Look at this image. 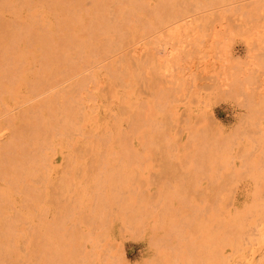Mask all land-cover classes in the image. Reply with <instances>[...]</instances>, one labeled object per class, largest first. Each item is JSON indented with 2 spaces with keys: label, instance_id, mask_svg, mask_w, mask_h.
<instances>
[{
  "label": "rangeland",
  "instance_id": "obj_1",
  "mask_svg": "<svg viewBox=\"0 0 264 264\" xmlns=\"http://www.w3.org/2000/svg\"><path fill=\"white\" fill-rule=\"evenodd\" d=\"M53 1L0 0V261L264 264V0Z\"/></svg>",
  "mask_w": 264,
  "mask_h": 264
},
{
  "label": "bare ground",
  "instance_id": "obj_2",
  "mask_svg": "<svg viewBox=\"0 0 264 264\" xmlns=\"http://www.w3.org/2000/svg\"><path fill=\"white\" fill-rule=\"evenodd\" d=\"M23 1L25 2L26 0H23ZM57 1H58V0H57ZM57 1L55 0V1H53V2L56 3ZM60 1H61V0H60ZM66 1H67V0H66ZM66 1H64V2H66ZM94 1H95V0H94ZM105 1H106V0H105ZM118 1H119V0H118ZM118 1H116V2H118ZM130 1H132V0H129V2H130ZM135 1H136V0H135ZM137 1H138V0H137ZM161 1H162V3H163V0H161ZM171 1H172V0H171ZM175 1H176V0H175ZM175 1H174V2H175ZM180 1H181V0H180ZM210 1H211V0H210ZM212 1H213V0H212ZM214 1H215V0H214ZM27 2H28V1H27ZM79 2H80V1H79ZM96 2H97V0H96ZM107 2H108V3L110 2V4H112L111 0H110V1L107 0ZM121 2H122V1H121ZM165 2H168V0L165 1ZM165 2H164V3H165ZM169 2H170V1H169ZM169 2H168V3H169ZM182 2H183V1H182ZM219 2H220V1H219ZM21 3H22V1H21ZM59 3H60V2H59ZM61 3H63V2L61 1ZM61 3H60V4H61ZM101 3H102V2H101ZM123 3H124V2H123ZM125 3H127V2H125ZM164 3H163V4H164ZM170 3H172V2H170ZM203 3H204V2H203ZM210 3H211V2H210ZM77 4H78V3H77ZM81 4H82V2H81ZM81 4H80V5H81ZM114 4H116V3H114ZM121 4H122V3H121ZM127 4H129V3H127ZM130 4L133 5L131 2H130ZM130 4H129V5H130ZM135 4H136V3H135ZM22 5H23V3H22ZM55 5H56V4H55ZM58 5H59V4H58ZM103 5H104V3H103ZM117 5H118V8H119V7L122 8V6H123V8L126 7V6H124L125 4H123L122 6H120L119 3H118ZM166 5H167V4H166ZM168 5H169V4H168ZM172 5H173V4H172ZM52 6H53V5H52ZM60 6H65V4H64V5H60ZM60 6H58V7H60ZM74 6H75V4H74ZM74 6H73V7H74ZM106 6L109 7L108 4H106ZM134 6H135V5H134ZM137 6H138V5H137ZM21 7H22V6H21ZM67 7H68V6H67ZM75 7H76V6H75ZM75 7H74V9H75ZM92 7H93V6H92ZM102 7H103V6H102ZM104 7H105V6H104ZM104 7H103V8H104ZM108 7H105V9H106V8L108 9ZM110 7H111V6H110ZM110 7H109V8H110ZM132 7H133V6H132ZM139 7H140V5H139ZM46 8H47V6H46ZM65 8H66V7H65ZM77 8H79V7H77ZM77 8H76V9H77ZM80 8H82V7H80ZM96 8H97V7H96ZM99 8H100V6H99ZM99 8H97V9H99ZM116 8H117V6H116ZM118 8H117V9H118ZM136 8H137V7H136ZM59 9H60V8H59ZM70 9H72V8H70ZM74 9H73V10H74ZM97 9H96V10H97ZM105 9H104V10H105ZM107 9H106V10H107ZM113 9H115V8H113ZM125 9H126V8H125ZM176 9H177V8H176ZM47 10H48V8H47ZM73 10H72V11H73ZM77 10H78V9H77ZM77 10H76V11H77ZM143 10H144V9H143ZM171 10L173 11L172 8H171ZM66 11H67V8H66ZM72 11H71V12L69 11V12L72 13ZM78 11H79V10H78ZM78 11H77V12H78ZM93 11H94V10H93ZM101 11H102V10H101ZM101 11H100V14H101ZM107 11H109V10H107ZM111 11H112V10H111ZM111 11H110L109 13H111ZM179 11H180V10H179ZM64 12H65V11H64ZM80 12H81V11H80ZM85 12H86V11H85ZM94 12H97V11H94ZM105 12H106V11H105ZM123 12H124V11H123ZM135 12H137V11H135ZM14 13H15V12H14ZM46 13H47V12H46ZM61 13H62V12H61ZM61 13H60V14H61ZM98 13H99V11H98ZM109 13L106 12V14H109ZM115 13H118V12L115 11ZM119 13H120V12H119ZM126 13H127V12H126ZM166 13H167V12H166ZM65 14H66L65 17H67V13H66V12H65ZM65 14H64V15H65ZM76 14H77V13H76ZM102 14H105L104 11H103ZM112 14H114V13L112 12ZM122 14H123V13H122ZM136 14H137V13H136ZM175 14H176V12H175ZM16 15H17V13H15V17H16ZM47 15H48V13H47ZM62 15H63V13H62ZM68 15H69V13H68ZM86 15H87V14H86ZM96 15H97V14H96ZM118 15H119V14H116V16H118ZM127 15H128V14H126V17H128ZM166 15H167V14H166ZM176 15L178 16V14H176ZM78 16H79V15H78ZM90 16H91V15H90ZM94 16H95V14H94ZM97 16H98V15H97ZM100 16L102 17V15H100ZM100 16H98V17H100ZM106 16H107V15H106ZM106 16H105V17H106ZM110 16L112 17V15H110ZM113 16L115 17V15H113ZM164 16H165V15H164ZM59 17L61 18V16H59ZM69 17L71 18V17H75V16L73 15V16H69ZM105 17H104V18H105ZM118 17H119V16H118ZM167 17H169V16L167 15ZM70 18H68V20H69ZM83 18H84V17H83ZM89 18H90V17H89ZM155 18H156V17H155ZM171 18H173V16H172ZM28 19H30V18H28ZM35 19H36V18H35ZM62 19H64L63 16H62ZM62 19H61V20H62ZM85 19H86V18H85ZM87 19H88V18H87ZM108 19H109V17H108ZM108 19H107V21H108ZM111 19H113V17H112ZM116 19H117V18H116ZM164 19H165V18H164ZM38 20H40V18H39ZM45 20H46V19H45ZM58 20H59V19H58ZM73 20H74V19H73ZM76 20H77V18H76ZM90 20H91V19H90ZM96 20H97V19H96ZM105 20H106V19H105ZM113 20L117 22V21L119 20V18H118V20H115V18H114ZM127 20H128V18H127ZM154 20H155V19H154ZM166 20H168V19H166ZM28 21H30V20H28ZM40 21H41V20H40ZM55 21H57V20H55ZM55 21H54V22H55ZM64 21H65V20H63V22H64ZM66 21H67V20H66ZM74 21H75V20H74ZM7 22H8V21H7ZM24 22H25V21H24ZM32 22H33V21H32ZM44 22H45V21H44ZM46 22H47V21H46ZM59 22H61V21H59ZM63 22H62L61 24L59 23L58 25H62V26H63ZM78 22H79V21H78ZM82 22H83V21H82ZM87 22H89V21H87ZM93 22H94V21H93ZM111 22H113V21H111ZM121 22H124V19H123V21H121ZM121 22H119V23H121ZM128 22H129V21H128ZM164 22H165V21H164ZM4 23H5V22H4ZM4 23H2V24H4ZM55 23H56V22H55ZM65 23H66V22H65ZM65 23H64V26H66ZM67 23H68V21H67ZM76 23H77V21H76ZM114 23H115V22H114ZM125 23L128 24L127 22H125ZM0 24H1V22H0ZM2 24H1V25H2ZM5 24H6V23H5ZM9 24H10V23H9ZM34 24H35V22H34ZM43 24H44V23H43ZM46 24H48V23H46ZM73 24H74V23H73ZM86 24H87V23H86ZM96 24H97V23H96ZM100 24H101V22H100ZM102 24H103V23H102ZM104 24H105V23H104ZM108 24L111 25V23H107V25H108ZM112 24H113V23H112ZM116 24H118V23H116ZM116 24H115V25H116ZM6 25H7V24H6ZM6 25H4V26H6ZM12 25H13V24H12ZM27 25H28V24H27ZM80 25H81V24H80ZM115 25L113 24L112 26H115ZM123 25H124V23H123ZM123 25H122V26H123ZM2 26H3V25H2ZM2 26H1V27H2ZM7 26H8V25H7ZM22 26H24V25H22ZM99 26H100V25H99ZM103 26H104V25H103ZM103 26H102V27H103ZM122 26H120V27H122ZM124 26H125V25H124ZM126 26H127V25H126ZM14 27H15V26H14ZM17 27H18V26H17ZM32 27H33V25H32ZM37 27H39V26L37 25ZM37 27H36V28H37ZM43 27H45V25H44ZM57 27H58V26H57ZM117 27H118V25H117ZM4 28H5V27H4ZM6 28H7V27H6ZM6 28H5V29H6ZM10 28H11V27H10ZM26 28L28 29L27 26H26ZM33 28H34V27H33ZM46 28H47V27H46ZM63 28H64V27H63ZM89 28H90V27H89ZM100 28H101V27H100ZM100 28H99V29H100ZM104 28H105V27H104ZM123 28H128V26H127V27H123ZM5 29H0V30H5ZM8 29H9V28H8ZM8 29H7V30H8ZM12 29H13V28H12ZM20 29H21V28L19 27L18 30H20ZM55 29H56V27H55ZM57 29H58V28H57ZM79 29H80V28H79ZM21 30H23V29H21ZM40 30H41V29H40ZM42 30H43V29H42ZM44 30H45V29H44ZM44 30H43V31H44ZM53 30H54V29H53ZM65 30H66V29H65ZM114 30H116V28H115ZM119 30H120V29H119ZM27 31H28V30H27ZM33 31H34V29H33ZM48 31H49V30H48ZM59 31H60V29H59ZM66 31H67V30H66ZM79 31H80V30H79ZM104 31H105V30H104ZM104 31H103V32H104ZM110 31H111V30H110ZM129 31H130V30H129ZM8 32H9V31H8ZM34 32H36V31H34ZM52 32H53V31H52ZM72 32H73V31H72ZM106 32H108V31H106ZM115 32H117V35H120V33H118L117 30H116ZM120 32H121V31H120ZM30 33H32V31H30ZM42 33H43V32H41L40 34H42ZM45 33H46V32H45ZM49 33H50V32H49ZM73 33H74V32H73ZM87 33H89V32H87ZM93 33H94V32H93ZM108 33H110V32H108ZM123 33H124V32H123ZM1 34H2V32H1ZM3 34H6V33H3ZM7 34H8V33H7ZM7 34H6V35H7ZM12 34H13V33H12ZM36 34H37V33H36ZM38 34H39V33H38ZM50 34H51V33H50ZM55 34H56V31H55ZM57 34H61V33L58 32ZM68 34H69V33H68ZM68 34H67V35H68ZM52 35H53V34H52ZM78 35H79V34H78ZM115 35H116V34H115ZM122 35H123V34H122ZM122 35H121V36H122ZM9 36H11V38H13V37H12L13 35H9ZM34 36H35V34H34ZM34 36H33V37H34ZM37 36H38V35H37ZM44 36H45V35H44ZM57 36H58V35H56V37H57ZM68 36H69V35H68ZM76 36H77V35H76ZM95 36H96V35H95ZM107 36H108V35H107ZM111 36H113V35H111ZM24 37H25V36H24ZM49 37H50V35H49ZM54 37H55V36H54ZM92 37H93V35H92ZM115 37H116V36H115ZM119 37H120V36H119ZM18 38H19V35H18ZM36 38H38V37H36ZM39 38H40V36H39ZM45 38H46V36H45ZM47 38H48V37H47ZM51 38H52V37H51ZM58 38H59V37H58ZM113 38H114V36H113ZM7 39H8V38H7ZM26 39H27V38H26ZM49 39H50V38H49ZM77 39H79V38H77ZM81 39H82V38H81ZM118 39H119V38H118ZM10 40H11V39H9V41H10ZM43 40H44V39H42L41 42H43ZM67 40H68V39H67ZM91 40H92V38H91ZM102 40H103V39H102ZM110 40H111V39H110ZM119 40H120V39H119ZM0 41L2 42V40H0ZM7 41H8V40H7ZM12 41H13V40H12ZM12 41H10L9 44H10ZM17 41H18V40H17ZM23 41H24V40H23ZM34 41H36V39H35ZM34 41H33V42H34ZM37 41H38V39H37ZM46 41L48 42V40H46ZM49 41H50V40H49ZM65 41H66V40H65ZM73 41H74V40H73ZM78 41H79V40H78ZM81 41H83V40H81ZM93 41H94V40H93ZM114 41H115V40H114ZM18 42H19V41H18ZM25 42H26V41H25ZM47 42H46V43H47ZM57 42H58V40H57ZM66 42H67V41H66ZM87 42H88V41H87ZM89 42H90V41H89ZM104 42H105V41H104ZM106 42H107V41H106ZM116 42H117V41H116ZM116 42H115V43H116ZM118 42H119V41H118ZM124 42H125V41H124ZM35 43H37V42H35ZM35 43H34V44H35ZM63 43H64V42H63ZM82 43H83V42H82ZM85 43H86V42H85ZM0 44H1V43H0ZM5 44H7V43H5ZM9 44L6 45V46H9ZM11 44H12V43H11ZM25 44H27V43H25ZM47 44H48V43H47ZM67 44H68V43H67ZM97 44H98V43H97ZM103 44H104V43H103ZM124 44H125V43H124ZM124 44H123V45H124ZM1 45H2V44H1ZM49 45H51V43H50ZM52 45H53V44H52ZM63 45H64V44H63ZM65 45H66V43H65ZM70 45H72V43H70ZM74 45H75V44H74ZM77 45H78V44H77V42H76V45H75V46H77ZM106 45H107V43H106ZM110 45H111V44H110ZM27 46H28V45H27ZM27 46H24V47L26 48ZM30 46H31V45H30ZM32 46H33V45H32ZM32 46H31V47H32ZM41 46H42V45H41ZM41 46H39V47H41ZM54 46H55V45H54ZM67 46H68V45H67ZM72 46H73V45H72ZM75 46H74V48H75ZM85 46H86V45H85ZM89 46H90V45H89ZM124 46H125V45H124ZM3 47L6 49L5 46H2V47L0 46V48H3ZM11 47H12V45H11ZM39 47H38V48H39ZM44 47H45V46H44ZM64 47H65V46H64ZM69 47H70V46H69ZM104 47H105V46H104ZM106 47H107V46H106ZM21 48H22V47H21ZM46 48H47V47H46ZM48 48H49V47H48ZM62 48H63V47H62ZM88 48H89V47H88ZM90 48H91V47H90ZM7 49H8V48H7ZM13 49H14V48H13ZM33 49H34V48H33ZM53 49H54V47H53ZM53 49H51V50H53ZM75 49H76V48H75ZM75 49H74V50H75ZM78 49H79V48H78ZM103 49H104V48H103ZM116 49H117V48H116ZM9 50H11V49H9ZM9 50H7V51H9ZM39 50H40V49H39ZM55 50H56V49H55ZM63 50H64V49H63ZM69 50H70V49H69ZM71 50H72V49H71ZM81 50H82V49H81ZM93 50H94V49H92V51H93ZM106 50H107V49H106ZM4 51H6V50H4ZM7 51H6V53H8ZM16 51H17V50H16ZM20 51H21V50H20ZM25 51H26V50H25ZM36 51H37V50H36ZM49 51H50V50H49ZM53 51H54V50H53ZM77 51H79V50H76V52H77ZM89 51H90V50H89ZM101 51H102V49H101ZM14 52H15V51H14ZM27 52H28V51H27ZM51 52H52V51H51ZM61 52H63V51L61 50ZM65 52H66V50H65ZM104 52H105V50H104ZM3 53H4V52H3ZM3 53H2V54H3ZM44 53H45V52H44ZM63 53H64V52H63ZM63 53H62V54H63ZM88 53H91V51L88 52ZM15 54H19V52H15ZM20 54H22V51H21ZM27 54H28V53H27ZM31 54H32V53H31ZM41 54H42V52L40 53V55H41ZM65 54H66V53H65ZM82 54H83V53H82ZM93 54H95V53H93ZM100 54H101V53H100ZM8 55H9V54H8ZM10 55H11V54H10ZM10 55H9V56H10ZM12 55H14V54H12ZM25 55H26V54H25ZM47 55H48V54H47ZM52 55H53V53H52ZM88 55H89V54H88ZM90 55H92V54H90ZM4 56H5V55H4ZM6 56H7V55H6ZM16 56H17V58L19 57L18 55H16ZM20 56H21V55H20ZM33 56H34V55H33ZM79 56H80V55H78V58L81 57V56H80V57H79ZM97 56H98V55H97ZM23 57H24V56H23ZM25 57H26V56H25ZM41 57H42V56H41ZM92 57H93V56H91V58H92ZM67 58H68V57H67ZM84 58H85V57H84ZM7 59H8V58H7ZM36 60L38 61L39 58H37ZM60 60H61V59H60ZM81 60H82V59H81ZM33 61H34V60H33ZM33 61H32V62H33ZM75 61H76V60H75ZM77 61H78V60H77ZM77 61H76V62H77ZM79 61H80V60H79ZM89 61H90V60H89ZM48 62H49V61H48ZM61 62H62V61H61ZM45 63H46V62H45ZM77 63H78V62H77ZM77 63H75V65H76ZM2 64H3V63H2ZM7 64H8V63H7ZM42 64H43V63H42ZM42 64H41V65H42ZM78 64H79V63H78ZM10 65H12V64H10ZM10 65H7V66H9L8 68H10V69H7V70H9V71L11 70ZM32 65H33V64H32ZM43 65H44V64H43ZM48 65H49V64L47 63V66H48ZM82 65H83V64H82ZM1 66H2V65H1ZM55 66H56V65H55ZM43 67H45V66H43ZM43 67H42V68H43ZM73 67H74V66H73ZM77 67H78V65H77ZM77 67L75 66L74 68H77ZM85 67H86V66H85ZM54 68H55V67H54ZM80 68H81V67H80ZM82 68H83V67H82ZM30 69H31V68H30ZM45 69H46V68H45ZM12 70H13V68H12ZM12 70H11V71H12ZM41 70H42V72H43L44 69H41ZM65 70H66V69H65ZM11 71H10V72H11ZM49 71H51V70H49ZM49 71H47L46 73H49ZM59 71H60V70H59ZM81 71H82V70H81ZM14 72H15V71H14ZM23 72H24V71H23ZM29 72H30V71H29ZM35 72H36V71H35ZM46 73H45V74H46ZM54 73H55V72H54ZM113 73H114V72H113ZM0 74H1V72H0ZM41 74H43V73H41ZM114 74H115V73H114ZM114 74H113V75H114ZM9 75H10V74H9ZM12 75H13V74H12ZM32 75H34V73H33ZM47 75H49V74H47ZM47 75H46V77H47ZM55 75H58V74H55ZM59 75H60V74H59ZM37 76H38V75H37ZM43 76H44V75H43ZM50 76H51V74H50ZM114 76H115V75H114ZM35 77H36V76H34V80L36 81V83H41L40 85H35L33 82H30V81H27V82H30L29 84H32V83H33V85H35L36 87H37V86H40V87H38V89L31 85V86L35 89V90H33V88H32L31 86L26 85L27 87H29V88L32 89V91H30L31 89L29 90V94L31 93L32 96L34 95L33 93H34L35 91H36V92H35V95H36V93L39 94V93L41 92V90H42V88H43V86H44L45 84H46V86L51 85V84L49 83V80H51V79H47V80L45 79V81H44V80H40V81H41V82H40V81H37ZM38 77H39V76H38ZM115 77H116V76H115ZM115 77L113 78V80L115 79ZM117 77H118V76H117ZM41 78H42V77H41ZM48 78H49V77H48ZM39 79H40V78H39ZM52 79H53V78H52ZM124 79H125V78H124ZM171 79H173V78H171ZM17 80H18V79H17ZM17 80H16V81H17ZM30 80H31V79H30ZM34 80H33V77H32V81H34ZM117 80H118V78H117ZM117 80L115 79V81H117ZM119 80H120V79H119ZM119 80H118V81H119ZM122 80H123V79H122ZM175 80H176V79H175ZM13 81H14V80H13ZM25 81H26V80H25ZM35 81H34V82H35ZM42 81H44L43 84H42ZM53 81H55V79H54ZM115 81H114V82H115ZM9 82H10V81H9ZM9 82H8V83H9ZM111 82H112V81H111ZM8 83H7V84H8ZM11 83H13V82H11ZM11 83H10V84H11ZM15 83H16V82H15ZM10 84H9V85H10ZM75 84H76V83H75ZM119 84H120V83H119ZM1 85H2V84H1ZM14 85H15V84H14ZM41 85H42V86H41ZM10 86H11V85H10ZM7 87H8V86H6V89L8 90L9 88H7ZM11 87H12V86H11ZM25 88H26V87H25ZM26 89L28 90V88H26ZM36 89H37V90H36ZM2 90H3V89H2ZM9 91H10V90H9ZM11 91H12V90H11ZM33 91H34V92H33ZM24 93H27V92H24ZM29 94H26V95H25L26 97H24V98L22 99L24 102H26V100H30V97H31V96H30ZM18 95H19V94H18ZM9 96H10V95H9ZM15 97H16V96H15ZM17 98H19V97H17ZM14 100H15V99H14ZM43 100H45V99H43ZM45 102H46V101H44V103H45ZM22 103H23V102H22ZM22 103H21V104H22ZM51 103H52V101H51ZM51 103H50V104H51ZM40 104H41V103H40ZM42 104H43V101H42ZM47 104H48V103H47ZM53 104H54V103H53ZM15 105H16V104H15ZM43 105H44V104H43ZM45 105H46V104H45ZM51 105H52V104H51ZM38 106H39V105H37L36 107H38ZM36 107H35V108H36ZM24 108H25V107H24ZM32 109H33V107H32ZM32 109H31V110H32ZM43 109H44V108H43ZM43 109H42V110H43ZM47 109H48V108H47ZM61 110H62V114L65 113V114H63V116H67V114H69V113H68V111H69L68 109H67V112H66V109H65V110H64V109H61ZM22 111H23V109H22ZM24 111H25V110H24ZM24 111H23V112H24ZM40 111H41V110H40ZM7 112H9V111H7ZM26 112H27V111H26ZM35 112H37V111H35ZM38 112H39V111H38ZM71 112H72V111H70V113H71ZM16 113H17V112H16ZM47 113H48V112H47ZM39 114H40V113H39ZM28 115H29V114H28ZM40 115H41V114H40ZM72 115H73V112H72V114L70 115V117H72ZM11 116H12V114H11ZM37 116H38V115H37ZM47 116H48V115H47ZM61 116H62V115H61ZM68 116H69V115H68ZM41 117H42V116H41ZM8 118H10V117H8ZM24 118H25V117H24ZM28 118H29V117H28ZM34 118H35V117H34ZM44 118H45V117H44ZM25 119H26V118H25ZM30 119H31V117H30ZM36 119H37V118H36ZM62 119H65V118H62ZM69 119L72 120V118H69ZM73 119H74V118H73ZM26 120H27V119H26ZM26 120H25V121H26ZM28 120H29V119H28ZM33 120H34V119H33ZM66 120H67V119H66ZM66 120H63V122L66 121ZM12 121H13V120H12ZM38 121H39V118H38ZM46 121H47V120H46ZM29 122H30V121H29ZM29 122H28V123H29ZM39 122H40V121H39ZM67 122L69 123V121H66L64 124H63V123H62V124L66 126V123H67ZM70 122H73V120L70 121ZM23 123H24V122H23ZM42 123H43V120H42L41 124H42ZM45 123H46V122H45ZM45 123L43 124V126L45 125ZM60 123H61V122H60ZM68 123H67V125H68ZM51 124H52V123H51ZM53 124H54V123H53ZM70 124H71V123H70ZM39 125H40V124H39ZM47 125H48V124H47ZM47 125H46V126H47ZM59 125H60V124H59ZM13 126H14V125H13ZM22 126H23V124H22ZM27 126H28V125H27ZM33 126H34V124H33ZM37 126H38V125H37ZM43 126H42V127H43ZM53 126H54V125H53ZM11 127H12V126H11ZM18 127H19V126H17V128H18ZM39 127H40V126H39ZM49 127H50V126H49ZM67 127H68V126H67ZM21 128H22V127H21ZM30 128H31V127H30ZM43 128H44V127H43ZM45 128H47L46 130L49 131L48 127H45ZM54 128H55V127H54ZM56 128H57V127H56ZM10 129H11V128H10ZM12 129H13V128H12ZM12 129H11V130H12ZM28 129H29V128H28ZM39 129H40V128H39ZM14 130H15V129H14ZM19 130H20V129H19ZM24 130H25V129H24ZM46 130H44V131H46ZM34 131L36 132V130H34ZM38 131H40V130H38ZM41 131H42V130H41ZM15 132H16V131H15ZM22 132H23V130H22ZM22 132H21V135H22ZM30 132H32V131H30ZM18 133H19V132H18ZM18 133H17V134H18ZM26 133H27V131H26ZM14 134H15V133H14ZM31 134H32V133H31ZM34 134H35V133H34ZM36 134H37V133H36ZM39 134H42V132H41V133L39 132ZM51 134H52V133H51ZM21 135H20V136H21ZM32 135H33V134H32ZM46 135L49 136L48 133H47ZM118 135H119V133H118ZM10 136H11V135H10ZM13 136H14V135H13ZM20 136H19V137H20ZM26 136H27V134H26ZM28 136H29V135H28ZM30 136H31V135H30ZM37 136H39V135H37ZM48 136H46V137H48ZM120 136H121V135H120ZM39 137H43V136L41 135V136H39ZM50 137H51V135H50ZM14 138H15V137H14ZM20 138H21V137H20ZM26 138H27V137H26ZM33 138H34V137H33ZM115 138H116V137H115ZM39 139H40V138H39ZM41 139H42V138H41ZM43 139H44V138H43ZM43 139H42V140H43ZM16 140H17V139H16ZM19 140H21V139H19ZM36 140H37V139H36ZM42 140H40V141H42ZM40 141H39V142H40ZM121 141H124V140L122 139ZM11 142H14V141H11ZM9 143H10V142H9ZM15 143H16V142H15ZM15 143H14V144H15ZM18 143H19V142H18ZM18 143H17V144H18ZM33 143H36V142L34 141ZM33 143H32V144H33ZM118 143H119V142H118ZM17 144H16V145H17ZM9 145H10V144H9ZM12 145H13V144H11V146H12ZM18 145H19V144H18ZM21 145H22V144H21ZM24 145H25V144H24ZM29 145H30V144H29ZM34 145H35V144H34ZM34 145H33V147H34ZM37 145H39V143H38ZM37 145H35V146L38 147ZM41 145H42V144H41ZM117 145H119V144H117ZM122 145H123V144H122ZM22 147H23V146H22ZM27 147H28V146H27ZM31 147H32V146H31ZM119 147H120V146H119ZM121 147H122V146H121ZM121 147H120V148H121ZM13 148H14V147H13ZM20 148H21V146H20ZM25 148H26V147H25ZM25 148H24V149H25ZM7 149H8V148H7ZM9 149H10V148H9ZM21 149H22V148H21ZM30 149H31V148H30ZM36 149H37V148H36ZM13 150H15V149H13ZM22 150H23V149H22ZM201 150H202V149H201ZM1 151H2V150H0V152H1ZM3 152H4V151H3ZM127 152H128V151H127ZM14 153H15V152H14ZM18 153H19V152H18ZM24 153H26V149H25ZM202 153H203V152H202ZM216 153H217V152H216ZM0 154H2V153H0ZM4 154H5V153H4ZM19 154H20V153H19ZM26 154H28V153H26ZM2 155H3V154H2ZM2 155H1V156H2ZM126 155H127V154H126ZM127 156H128V155H127ZM73 157H74V156H73ZM120 157H121V156H120ZM128 157H129V156H128ZM131 157H132V156H131ZM131 157H130V158H131ZM1 158H3V157H1ZM19 158H20V157H19ZM31 158H32V157H31ZM117 158H118V157H117ZM26 159H27V158H26ZM26 159H25V161H26ZM20 160H21V159H20ZM4 161H5V159H4ZM15 161H16V160H15ZM12 162H13V160H12ZM18 162H19V161H18ZM34 162H35V161H34ZM71 162H72V161H71ZM30 163H31V162H30ZM3 164H4V163H3ZM6 164H8V163H6ZM12 164H13V163H12ZM21 164L23 165V163H21ZM25 164H26V162H25ZM13 166H14V165H13ZM18 166H19V165H18ZM19 167H20V166H19ZM27 167H28V165H27ZM21 168H22V167H21ZM32 169H33V168H32ZM32 169H30V170H32ZM28 170H29V168H28ZM28 170H26V171H28ZM34 170H35V169H34ZM15 172H16V171H15ZM18 172H19V171H18ZM30 172H31V171H30ZM16 173H17V172H16ZM28 173H29V172H28ZM0 174H1V173H0ZM14 176H15V175H14ZM30 177H31V176H30ZM97 180H98V179H97ZM116 181H117V180H116ZM11 182H12V181H11ZM96 183H97V182H96ZM102 183H103V181H102ZM8 184H9V183H8ZM12 184H13V182H12ZM12 184H11V185H12ZM120 184H122V183H120ZM181 184H182V183H181ZM9 185H10V184H9ZM102 186H103V185H102ZM6 187H7V186H6ZM9 187H10V186H9ZM116 187H117V186H116ZM5 189H6V188H4V190H5ZM9 189H10V188H9ZM11 189H12V188H11ZM2 190H3V189H1V191H2ZM23 191H24V190H23ZM23 191H22V192H23ZM5 192H6V190H5ZM8 192H9V191H8ZM110 192H111V191H110ZM1 193H2V192H0V194H1ZM6 193H7V192H6ZM6 193H5V194H6ZM37 193H38V192H37ZM40 193H41V191H40ZM2 194H3V193H2ZM2 194H1V195H2ZM1 195H0V196H1ZM35 195H36V194H35ZM2 196H3V195H2ZM2 196H1V197H2ZM6 196H7V195H6ZM25 196H26V195H25ZM33 196H34V195H33ZM40 196H42V195L40 194ZM4 198H5V197H4ZM4 198H3V199H4ZM7 198H8V197H7ZM27 198H29V197H27ZM31 198H32V197H31ZM37 198H38V197H37ZM3 199L1 198V200H3ZM34 199H35V198H34ZM7 200H8V199H7ZM102 200H104V199H102ZM26 201H27V200H26ZM32 201H33V200H32ZM27 202H29V200H28ZM35 202H36V201H35ZM0 203H1V202H0ZM29 203H30V202H29ZM31 203H32V202H31ZM27 205H28V203L25 205L26 208H27ZM2 206H3V205H2ZM28 206H29V205H28ZM30 208H31V207H30ZM28 209H29V208H28ZM28 209H27V210H28ZM25 211H26V210H25ZM22 212H23V211H22ZM24 213H25V212H24ZM125 213H126V212H125ZM13 215H14V214H13ZM136 215H138V214H136ZM25 216H26V215H25ZM88 216H89V215H88ZM93 216H94V215H93ZM86 217H87V216H86ZM127 217H128V216H127ZM130 217H132V216H130ZM130 217H129V218H130ZM25 218H26V217H25ZM25 218H24V219H25ZM88 218H89V217H88ZM125 218H126V216H125ZM132 218H134V217H132ZM132 218H131V219H132ZM28 219H29V218H28ZM89 219H90V218H89ZM92 219H93V218H92ZM231 219H232V218L228 219V220L230 221V223H231ZM25 220H26V219H25ZM133 220H134V219H132V221H133ZM2 221H3V220H2ZM21 221H22V220H21ZM87 221H91V220H87ZM130 221H131V220H130ZM229 221H227V222H229ZM232 221H233V219H232ZM9 222H10V221H9ZM15 222H16V220H15ZM227 222H224V223L227 224ZM236 222H237V221H236ZM6 223H7V222H5V224H6ZM221 223H222V222H221ZM5 224H4V225H5ZM231 224H232V223H231ZM233 224H234V223H233ZM233 224H232V225H233ZM4 225H3V226H4ZM8 225H9V224H8ZM227 225H228V224H227ZM12 226H13V225H12ZM228 226H230V224H229ZM1 227H2V225H1ZM224 227H226V226H224ZM20 228H21V227H20ZM228 228H229V227H228ZM12 229H13V228H12ZM207 229H208V228H207ZM2 230H3V229H2ZM211 230H212V229H211ZM4 231H5V230H4ZM9 231H11V230H9ZM17 231H18V230H17ZM19 231H20V229H19ZM223 231H224V230H223ZM25 232H26V230H25ZM225 232H226V234H227V231H224V234H225ZM9 233H10V232H9ZM204 233H205V232H204ZM216 233H217V232H216ZM228 233H229V232H228ZM10 234H11V233H10ZM222 234H223V233H222ZM234 234H235V233H234ZM236 234H238V233H236ZM236 234H235V238H234V240L236 239ZM7 235H8V234H7ZM23 235H24V234H23ZM208 235H209V234H208ZM208 235H206V238L208 237ZM211 235H212V234H211ZM2 236H3V235H2ZM8 236H9V235H8ZM12 236H13V235H12ZM12 236H11V237H12ZM27 236H28V235H27ZM29 236H30V235H29ZM209 236H210V235H209ZM231 236H232V235H231ZM239 236H240V235H238V237H239ZM3 237H4V236H3ZM5 237L7 238V236H5ZM9 237H10V236H9ZM21 237H23V236H21ZM226 237H227V235H226ZM226 237H225V238H226ZM238 237H237V238H238ZM25 238H26V237H25ZM208 238H209V237H208ZM0 239H1V238H0ZM3 239H4V238H3ZM10 239H11V238H10ZM219 239H220V238H219ZM219 239H218V240H219ZM221 239H222V238H221ZM41 240H42V239H41ZM205 240H206V239H205ZM207 240H208V239H207ZM224 240H225V239H224ZM234 240H233V241H234ZM8 241H9V240H8ZM58 241H59V240H58ZM215 241H216V240H215ZM219 241H220V240H219ZM219 241H216V242H219ZM227 241H228V240H227ZM237 241H238V239H237ZM237 241H235V242H237ZM13 242H14V241H13ZM15 242H16V241H15ZM204 242H206V241H204ZM238 242H239V241H238ZM9 243L11 244V242H9ZM206 243H207V242H206ZM210 243H211V242H210ZM213 243H214V242H212V244H213ZM222 243H223V242H222ZM222 243H221V248H222V246H224V245H222ZM225 243H226V242H225ZM3 244H4V243H3ZM212 244H211V245H212ZM214 244H215V243H214ZM214 244H213L212 246H215V249H216V245H219V247H218V246H217V247L220 248V244H218V243H216V245H214ZM226 244H227V243H226ZM0 245H2V244H0ZM11 245H12V244H11ZM208 245H210V244H205V246H208ZM211 245H210V247H212ZM151 246H152V245H151ZM225 246H227V245H225ZM229 246H230V245H229ZM8 247H10V245H9ZM202 247H203V246H202ZM16 248H17V246H16ZM16 248H15V250H16ZM203 248H204V247H203ZM3 249H4V248H3ZM7 249H8V248H7ZM10 249H11V248H10ZM73 249H74V248H73ZM204 249H207V248L205 247ZM210 249H211V248H210ZM212 249H213V248H212ZM15 250H14V252H15ZM207 250H208V249H207ZM216 250H217V249H216ZM5 251H6V250H5ZM53 251H54V250H53ZM53 251H52V252H53ZM208 251H209V250H208ZM213 251H214V250H213ZM218 251H220V250H218ZM0 252H1V251H0ZM2 252H3V251H2ZM209 252H210V251H209ZM215 252H216V251H215ZM5 253H6V252H5ZM10 253H11V252H10ZM70 253H72V252H70ZM73 253H74V251H73ZM6 254H7V253H6ZM6 254H5V255H6ZM12 254H13V253H12ZM15 254H17V253H15ZM46 254H47V253H46ZM76 254H77V253H76ZM3 255H4V254H3ZM0 256H2V255L0 254ZM71 256H72V255H71ZM73 256H74V255H73ZM75 256H76V255H75ZM46 257H47V256H46ZM0 258H3V257H0ZM70 258H72V257H70ZM53 259H54V258H53ZM55 259H56V258H55ZM67 259H68V258H67ZM16 260H17V259H16ZM2 261H3V260H2ZM6 261H7V260H5V263H6ZM8 261H9V258H8ZM10 261H11V260H10ZM12 261H13V260H12ZM20 261H21V260H20ZM20 261H19V264L21 263ZM0 262H1V261H0ZM48 262H49V261H48ZM9 263H10V262H9ZM9 263H8V264H9ZM17 263H18V262H16V264H17ZM22 263H23V262H22ZM22 263H21V264H22ZM1 264H4V262H3V263L1 262ZM51 264H52V263H51Z\"/></svg>",
  "mask_w": 264,
  "mask_h": 264
}]
</instances>
